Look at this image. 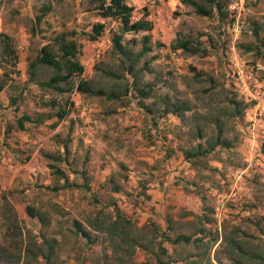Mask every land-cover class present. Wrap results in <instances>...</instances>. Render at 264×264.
<instances>
[{"label": "rangeland", "instance_id": "rangeland-1", "mask_svg": "<svg viewBox=\"0 0 264 264\" xmlns=\"http://www.w3.org/2000/svg\"><path fill=\"white\" fill-rule=\"evenodd\" d=\"M126 1L136 8L132 21L147 13L143 5ZM231 4L237 6L235 14L230 13ZM46 5L51 11L41 16ZM97 5L94 0H0V33L11 37L18 56L15 71L0 57V79L6 81L0 97L7 99L0 104L7 105L5 110L12 106L10 116L31 118L24 122V131L17 129L12 117L0 124V238L6 199L25 233L36 236L43 231L57 241L50 264L152 261L142 249L121 259L112 253L105 235L87 227L88 218L113 215L115 208L135 226L146 228L143 243L150 250L156 254L160 247L167 250L160 256L161 264H179L178 260L207 251L211 264H232V239L248 252H258L264 243V43L255 40L252 28L261 26L264 42V0H225L223 20L217 14L197 16L175 0L159 18L167 29L163 38L167 43L161 41L163 31L125 34L128 58L113 54L117 23L99 17ZM97 22L104 23L105 31L102 45L94 47L81 33ZM62 31L77 32L84 72L61 86L69 88L83 79L93 90L114 92L119 99L84 95L75 88L59 94L39 87L37 83L53 75L45 67L32 69L33 82L29 81L28 68L41 44ZM147 34L152 50L137 58ZM180 39L191 40L207 54L172 50ZM134 84L151 91L143 103L156 113L161 114L166 98L188 102L192 110L184 119L164 116L154 126L140 108L137 93L127 92ZM52 101L55 107L49 106ZM59 109L67 112L61 121L54 116ZM216 120L231 147L186 160L184 150L198 143L207 147ZM198 127L202 140L195 137ZM53 170H62L71 187H63ZM150 188L158 190V199L147 194ZM27 206L38 209L49 225L42 227L29 218ZM75 222L90 231L93 243L75 234ZM180 234L203 243L172 244Z\"/></svg>", "mask_w": 264, "mask_h": 264}, {"label": "trees", "instance_id": "trees-1", "mask_svg": "<svg viewBox=\"0 0 264 264\" xmlns=\"http://www.w3.org/2000/svg\"><path fill=\"white\" fill-rule=\"evenodd\" d=\"M98 3L94 11L97 12L98 16L102 19H111L117 23L118 31L112 35V52L119 57L128 58L130 50L123 44V36L125 34H138V33H150L153 29V23L144 17L132 21V15L134 12V7L129 6L126 0H94ZM181 3L185 6H189L194 10V13L200 17H212L215 14L218 18L222 19L224 16L225 0H181ZM229 10V9H228ZM51 11V6L46 5L41 9V16L46 15ZM230 12V11H229ZM235 14V12H230ZM40 16L37 17L39 22ZM261 26L258 24H253L252 35L260 44H263V39L260 38L259 31ZM105 25L104 23H95L91 26V29L86 32H82L81 35L85 37V40L89 42L97 41L104 33ZM76 31H62L57 33L49 43L43 45L29 65V81L33 82V76L31 70L37 67H45L53 71V75L45 82L37 83L36 85L42 88H47L55 93H66L71 91L73 88L84 95L89 96H106L107 99L117 100L119 96L114 92L106 94L102 90H93L90 83L86 80L79 79L75 85L69 88H64L61 85L70 84V81L74 77H81L84 72V67L80 62L81 56V44L76 41L75 36ZM150 36L147 34L143 36L142 48L137 58L151 52V47L148 46ZM161 45V44H159ZM0 46H1V59H5L8 65L12 67L13 71L16 69L18 63L17 52L15 51L11 37L0 33ZM172 50H180L188 55L195 56L197 54L206 55V49H199L193 45L192 41L189 39L176 40L172 44ZM252 48H248L251 51ZM201 51V52H200ZM154 59V58H153ZM132 65L129 69H132ZM15 73V72H14ZM17 73V72H16ZM4 77H8L5 72L2 74ZM200 77V74H197ZM6 81L0 79V92L4 89ZM137 93L136 98L140 108H142L147 117H149L152 125L157 126L158 120L167 116L169 114L179 118L184 119L185 114L192 110L188 102H172L169 98H166L163 102L162 112L156 113L151 106L143 103L151 97V91L146 89L137 88L136 85H132V88ZM51 107H55V102L49 104ZM67 115V112L59 109L54 115L57 117L58 121L63 120ZM158 115V116H156ZM47 118H52L48 116ZM31 118L24 115L16 120L17 129L24 131V122H30ZM36 122H42L38 119ZM215 132L206 140L207 147L204 148L201 143H198L191 150H184V158L190 160L192 158L204 157L206 154L211 153L217 147L230 148L231 144L223 138L224 127L220 120H216L214 124ZM196 139L202 140L204 135L201 132V128L198 127L196 130ZM62 148L67 153L68 146L64 143ZM48 159H60L52 156L51 154H45ZM50 169H54V166L50 165ZM58 175L63 181V187H71L68 185V178L62 170H53L52 172ZM117 190V188H115ZM57 188H55V191ZM4 221H3V237L0 238V264H26L27 262H35L37 264H50L52 257L56 256V244L57 241L52 237L48 238L43 231H39L38 235L31 236V234L25 233L23 227L20 224L18 216L14 210V207L4 199ZM26 214L29 218L38 220L42 227H47L49 225L48 220L42 217L41 212L38 209L27 206ZM86 225L90 231L100 233L105 235V239L110 244L112 248V253L117 254L121 259L125 257H132L137 249H142L146 253L150 254L152 261H146L141 264H161V255H167V250L160 247L159 253H154L148 248V244L143 243L146 240V228L137 227L133 222L120 213L118 208H115L113 215L103 216L99 214L95 218H88L86 220ZM75 234L82 237L86 241L93 243L91 234L89 230H86L79 222L74 223ZM194 243H203L201 238H193V236H188L185 234H180L172 240L174 245H190ZM216 243V240H214ZM233 250V255L230 258L232 264H264V243L261 244V249L258 252H248L245 250L240 242H235L234 239L231 240ZM199 247V245H198ZM259 247V246H258ZM235 250V251H234ZM179 264H211V259L209 252H202L201 254L187 256L185 259L178 260ZM123 264V263H121Z\"/></svg>", "mask_w": 264, "mask_h": 264}, {"label": "crops", "instance_id": "crops-1", "mask_svg": "<svg viewBox=\"0 0 264 264\" xmlns=\"http://www.w3.org/2000/svg\"><path fill=\"white\" fill-rule=\"evenodd\" d=\"M167 3V2H166ZM168 4H171V2L169 3L168 2ZM150 7V11H151V6H149ZM165 7H166V5L164 6V5H159L157 8H156V12H158V16H156V17H153L154 15H152V16H150V20H152L153 22V29H152V33H154L155 31H163V33H164V31H167V29H165L164 27H162V25L161 24H159V18H160V15H161V13L163 12V10L165 9ZM153 10V9H152ZM154 11V10H153ZM118 26V25H117ZM118 29V28H117ZM87 31H89V30H87ZM113 31H115V30H113ZM165 34L166 33H164V35L161 37V41H163V43H167V42H165V40L163 39V38H165L166 36H165ZM168 40H169V38H168ZM89 42V41H88ZM47 43H49V41L48 42H43L42 44H41V46H43V45H45V44H47ZM90 44H91V46H99V45H102V43L103 42H101V39L99 38L97 41H94V42H89ZM21 75H22V77H26V74L24 73V72H21ZM11 76V75H10ZM0 93H5V89H3ZM5 101H7V99L4 97V96H2V97H0V103H5ZM7 105H1L0 104V124H2V123H6L7 121H9V119H11V117L12 118H14V119H18L15 115H12V116H10L11 114H10V110L12 109V106H10V107H8L6 110L5 109H3L2 107H6ZM2 108V109H1ZM14 108V107H13ZM59 125V124H58ZM5 132V128H3V133ZM27 139V138H26ZM158 185V184H157ZM147 194L148 195H152V197L155 199H158V197H159V192H158V190H155V189H153V188H150V189H148L147 190ZM146 215V214H145Z\"/></svg>", "mask_w": 264, "mask_h": 264}, {"label": "built area", "instance_id": "built-area-1", "mask_svg": "<svg viewBox=\"0 0 264 264\" xmlns=\"http://www.w3.org/2000/svg\"><path fill=\"white\" fill-rule=\"evenodd\" d=\"M135 3H137V5L138 6H140V5H143V7H146L147 8V13L146 14H143L140 18H142V17H144V15H146V19L147 20H149V21H151V22H153L152 20H150V16H152V15H154L153 17H156V16H158L159 14H158V12H156V8L159 6V5H166V7H168V6H171V4H168V2L170 3H172V2H174L175 0H133ZM167 2V3H166ZM157 3H159V5L157 6L156 4ZM129 5V4H128ZM129 6H133L134 7V12L136 11V8H135V6L134 5H129ZM149 6H151V11H150V7ZM165 7V8H166ZM154 11H153V10ZM229 9H230V11H232V12H237V6L235 5V4H231L230 6H229ZM133 12V13H134ZM140 18H138V19H140ZM137 19V20H138Z\"/></svg>", "mask_w": 264, "mask_h": 264}]
</instances>
